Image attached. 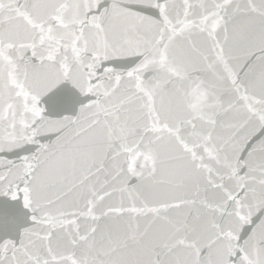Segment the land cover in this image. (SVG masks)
I'll list each match as a JSON object with an SVG mask.
<instances>
[{
	"label": "snow or ice",
	"instance_id": "6c2138e0",
	"mask_svg": "<svg viewBox=\"0 0 264 264\" xmlns=\"http://www.w3.org/2000/svg\"><path fill=\"white\" fill-rule=\"evenodd\" d=\"M0 264H264V0H0Z\"/></svg>",
	"mask_w": 264,
	"mask_h": 264
}]
</instances>
